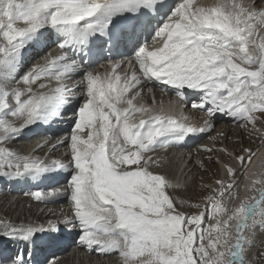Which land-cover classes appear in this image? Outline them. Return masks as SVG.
Listing matches in <instances>:
<instances>
[{
    "label": "snow or ice",
    "instance_id": "1",
    "mask_svg": "<svg viewBox=\"0 0 264 264\" xmlns=\"http://www.w3.org/2000/svg\"><path fill=\"white\" fill-rule=\"evenodd\" d=\"M117 19L128 23L118 27ZM42 38L53 40L60 54L25 71L24 52ZM96 41L109 50L131 48L130 63L138 70L123 81L119 62L106 77L84 70ZM147 83L162 84L181 100L186 90L198 93L191 108L206 114L204 126L186 123L175 108L155 112L136 104L141 93L135 90ZM68 110L71 130L51 149L67 144L68 165L7 146L29 126ZM218 114L264 142V0H0V177L35 179L66 168L65 187L31 196L67 197L64 224L79 229L78 246L116 254L118 264H260L264 252L253 260L251 249L253 234L264 228V167L248 171L255 155L250 147L239 154L219 149L239 168L207 158L221 164L224 175L205 185L210 191L201 202L189 205L195 212L183 210L185 200L168 191L184 188L183 182L151 170L162 159L148 153L210 132ZM196 163L205 170L203 160ZM240 170L244 197L237 190ZM49 229L3 225L0 238L23 247L8 254L0 249V264H34L38 233L47 234L43 248L63 244L51 222ZM44 264L58 262L53 254Z\"/></svg>",
    "mask_w": 264,
    "mask_h": 264
},
{
    "label": "bare ground",
    "instance_id": "2",
    "mask_svg": "<svg viewBox=\"0 0 264 264\" xmlns=\"http://www.w3.org/2000/svg\"><path fill=\"white\" fill-rule=\"evenodd\" d=\"M45 35H47V34L45 33ZM42 42L46 43V41H42ZM40 50L41 49H39L38 47H37V49H34L32 47H29V49L27 50V55H26V57H24V59H25L24 60V70L25 71L27 70V68L31 67L32 65H34L36 63H39V60H40ZM131 67H132V64H130V66L128 68L129 70H126V67L123 68V69H121V70L120 69H117V71L119 72V74H120V76H121L122 79H124L126 77V75L131 74ZM90 71H93V70H90ZM112 72L113 71H111V73ZM106 74L107 73L103 74L101 77H105ZM78 106L79 105L76 104L75 102L73 103V107H78ZM71 118H72V111L71 110L65 111L64 114H63V116L61 118L55 119V120L52 121V123H54V126L52 128L47 129V127L50 125L51 122H49L48 124H42V126L39 127V128H37V129H30L31 132L28 133L27 135H26V133L25 134H22L21 133L17 138L9 141L8 144H7V146L9 147L10 144L13 143L14 145H16L15 148H14V151L20 153L21 155H26V154L30 155L32 150H34L35 152H37L38 155L39 154H42L45 151L44 150H41V149H37L36 148V145H33L35 142H39L41 144H43L45 142V140L41 139L39 136H45L49 132L57 133V134L51 136V141L53 143H57L62 137L67 136L68 133L70 132V130H71ZM63 125H66L67 126V131L60 132L59 131V128L61 126H63ZM232 126H233L232 124H227V127L230 128V130L226 131L223 135H221L220 136L221 138H219V136H218L217 142H215L216 140H213V142H214L215 145L221 144V142H223V141L225 143H227V141H228V145L225 146V144H224V147L227 150H228L229 146H231V147H234V145L236 146V144L233 141L227 140L229 135H233V132L231 131V127ZM41 129L43 131H46V132H42ZM224 130H222V131L224 132ZM36 132H39L40 135L37 136V138H32L31 135H34V133H36ZM218 132H217V134H218ZM238 134L241 136L242 142H243L244 141L243 140V137H242L243 131L241 129H239ZM21 136H25V139L27 141L26 142H23V138ZM55 137H57V138H55ZM222 138H224V139L222 140ZM252 138L253 137H251L249 139V141L252 140ZM230 140H231V137H230ZM18 143H21L22 145H17ZM221 146H220L219 149L222 148ZM64 147L65 148H68L67 144H64ZM211 147L214 148L216 146H214V147L211 146ZM237 147L238 146H236L235 148H232V149H234L235 152H236L237 151ZM200 149L201 148H198V147L192 145V146L187 147V149H185L187 152L185 150H181L182 151V155L179 158V160H183V161H187V162L189 161V159H187L186 156L183 155V153L185 151V154L186 155H190L192 157L191 158V163L194 161L193 159H195L196 162H197V161H200L199 158H201V159H205L206 160V164L207 165H210L209 162H208V159H207L208 156H205L207 152L206 151H202ZM254 149H256V148L254 147ZM55 150H56V148H55ZM231 152L232 151H230V153ZM213 153H216V151L214 150ZM219 153L221 155H224L223 152H220L219 151ZM254 153L256 154L257 153V150ZM263 154H264V149L259 152V154L253 159L252 163L247 166V168L248 167L252 168L254 166V164L256 163L257 158L259 156L263 155ZM262 158H264V155L262 156ZM262 158H261V161L258 163V166L260 165V167L258 168V166H257V168H256L258 170L260 168L264 167V159H262ZM53 159H56L57 160L58 158H56L54 156V154H52L50 158L49 157L46 158V160H48V161H51ZM231 159H232V157L231 158H228V157L226 158V160L229 163H231L234 167L239 168V164L234 159H232V160ZM196 162L195 163L193 162L192 164L195 167H198V169H199L200 167L196 164ZM191 163L188 162V167L191 165ZM204 164H205V161H204ZM205 165H204V168H205ZM219 168L217 166H215V165H210V169L214 173H218L219 172ZM199 170H201V168ZM186 171H187V165H184V164L178 165L177 170L175 168L171 172V174L173 172L177 174L175 176V178H172V180H174V181L175 180H179V181L183 182V184H184L186 182L185 176H187L186 175ZM243 171L244 170H240L239 173L241 172V175L240 176L237 175V180L239 182V188L237 190L239 191V195L241 197H244L246 195V190L244 188V185L247 183L246 178L243 175ZM188 174H189V172H188ZM198 174H199V172H198ZM221 174L224 175V172H222ZM173 175L174 174H172V177H173ZM24 179L26 181V180H28V177H24ZM208 181H209V179H208ZM26 184L27 183H25L24 185H26ZM28 184L30 185V182H28ZM24 185L21 184V183L11 182L8 179L6 180V182L5 181H2L0 179V232L3 231V225H5V224H12V225H18L19 224V221L21 219H20V214L17 212V210L20 211V210L23 209V211L25 212V214H30V215H33V216H41L43 213L49 214L52 211V207L53 208H58V210H60V209H62L61 207L64 206V202H60V203L52 204L51 205V203H50V201L48 199L42 200V201H37V200L33 199V197L31 196V193L33 192L31 190H29L26 193V192H22V191H19V190L13 191V190L10 189L11 187H14V188L21 187L24 190ZM44 191L42 193H44ZM179 197L182 198V199H184L185 200V204H187V205H190L192 203V202L190 203L188 199H186V198H184L182 196H179ZM198 202H200V201L198 200L195 203H198ZM237 203H238V201H237ZM36 210H39L40 212L37 213ZM195 211H198V210H194V211H190V212H195ZM57 218H61V215L58 214V213H57ZM66 231L67 230L64 229L62 232H66ZM68 240H70V239H68ZM74 241H76V242H74ZM9 242H10L11 245L16 244V242H14V241H9ZM62 248H63V255H62V258H61V260H60V262L58 264H65V263H67L69 261V259L71 258V252H72L73 248H78V249L85 250V251H88V252L91 251V250H89L87 248L78 246V240H72V241H70V244L69 245L63 246ZM116 256H118V255H116V254H112V255H101L100 256V261H102L103 264H116V259H115ZM257 259H258V257H257ZM259 260H260V264H262L263 261H264L263 257H259ZM83 261L85 262V264H93L92 261L89 258H87V257H83Z\"/></svg>",
    "mask_w": 264,
    "mask_h": 264
},
{
    "label": "rangeland",
    "instance_id": "3",
    "mask_svg": "<svg viewBox=\"0 0 264 264\" xmlns=\"http://www.w3.org/2000/svg\"><path fill=\"white\" fill-rule=\"evenodd\" d=\"M219 126H222V124L219 123ZM258 126H261V125H258ZM231 129L233 130V135H229L227 140L233 141L236 144V146H238L237 150H241L242 147H248L249 139L251 137H257L258 136L257 134H254V135L250 136L245 129H243V128L237 126V125L236 126H232ZM239 129H241L243 131V134H242V137H243V140H244L243 142H242L241 136L238 134ZM217 132L215 134H213V136L211 135L209 137V139H208L209 141L207 140V142H204V144H203V145H207L208 147L216 146V147L213 148V149H215L216 153H213V152L208 153L207 152L205 156L209 157V155H210V157H211V159L213 161H216L217 158H219L221 160H224V161H227L226 158L227 157L231 158V156H228V155H225V154L221 155L219 153V148H220L221 145H222L221 146L222 148H225L224 144H225V146L228 145V141H227V143H225L223 141V142H221V144H218V145H215L214 142H213V140H216L215 142H217L218 136H219V138H221L220 136L222 134H224L225 132H222V129L219 130L218 134H217ZM230 137H231V140H230ZM223 139L224 138H222V140ZM17 145H22V144L18 143ZM15 146L16 145L11 143L9 147H10V149L14 150ZM236 146L235 145H234V147L229 146L230 149L228 148V152L230 153V151H232V152L235 151L232 148H235ZM199 159L205 161V164H206V160L205 159H201V158H199ZM193 160H194L193 162L195 163L196 160L195 159H193ZM192 163L188 167V162L187 161H183V160H179V159H163L162 160V166L160 168H156L155 166H152L151 170L155 171V172H158V173H162V174H164L167 177L170 175L169 176L170 178L169 177L168 178L172 179V174H175L174 172L171 174L173 169L176 168V170H177L178 165H182V164L187 165V171H186V175L187 176H185L186 182L184 183L185 187L181 188V189H177V190L169 189V193L173 194V195L182 196V197L188 199L190 203L192 202L191 205H194L195 202L198 201V200L201 202L202 198L204 196H206L208 194V192L210 191V189L206 188L205 185H213L214 186V180L219 177V172L218 173H214L210 169V165H215L218 168L220 167L221 169H222V166H221V164H218V163H211V164L209 163L210 165L206 164L208 167L204 164L205 165V168H204L205 170H202V169L199 170L200 168L198 169V167H195ZM188 172H189V174H188ZM198 172H199V174H198ZM237 175L239 176V173H237ZM208 179H209V181H208ZM183 210L190 212V211H194V210H197V209L194 208V207H189V205L185 204V207H184ZM19 214L20 215H24L25 214L23 209L20 210ZM115 259H116V264H118L119 257L116 256Z\"/></svg>",
    "mask_w": 264,
    "mask_h": 264
},
{
    "label": "clouds",
    "instance_id": "4",
    "mask_svg": "<svg viewBox=\"0 0 264 264\" xmlns=\"http://www.w3.org/2000/svg\"><path fill=\"white\" fill-rule=\"evenodd\" d=\"M236 153L239 154L240 151L237 150ZM240 175H241V174H240ZM240 175H239V176H240ZM25 217L27 218V217H28V214H26ZM253 235H254V239H255V241L257 242V248L254 250V245H253V247H252V249H251L252 254H253V252H254L255 254H258L259 252H260V253H261V252H264V248H261V247H260L261 241H264V228H258L257 231H256V233H254ZM4 244H5V248H4L3 246H0V249L4 250V252H6V249L8 248V245H9V241L6 239V240L4 241ZM15 250H16V249L13 248V252H14ZM100 256H101V255H100ZM100 256H98V259H99V260H100ZM252 257H253V256H252ZM251 259L256 260L257 257H256V258L253 257V258H251ZM263 259H264V257H263ZM43 260H45V258H43ZM263 262H264V261H263ZM75 264H77V263H75ZM101 264H102V263H101Z\"/></svg>",
    "mask_w": 264,
    "mask_h": 264
}]
</instances>
